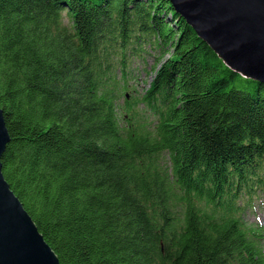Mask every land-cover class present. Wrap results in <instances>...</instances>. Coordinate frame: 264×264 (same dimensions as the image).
Here are the masks:
<instances>
[{
    "label": "trees",
    "instance_id": "1",
    "mask_svg": "<svg viewBox=\"0 0 264 264\" xmlns=\"http://www.w3.org/2000/svg\"><path fill=\"white\" fill-rule=\"evenodd\" d=\"M149 46L132 104L118 72ZM0 108L3 174L61 264H264V82L170 0H0Z\"/></svg>",
    "mask_w": 264,
    "mask_h": 264
},
{
    "label": "water",
    "instance_id": "2",
    "mask_svg": "<svg viewBox=\"0 0 264 264\" xmlns=\"http://www.w3.org/2000/svg\"><path fill=\"white\" fill-rule=\"evenodd\" d=\"M224 62L264 82V0H170ZM10 135L0 108V264H61L3 174Z\"/></svg>",
    "mask_w": 264,
    "mask_h": 264
},
{
    "label": "rangeland",
    "instance_id": "3",
    "mask_svg": "<svg viewBox=\"0 0 264 264\" xmlns=\"http://www.w3.org/2000/svg\"><path fill=\"white\" fill-rule=\"evenodd\" d=\"M144 51L145 53L143 56H135L131 58L132 62L126 71V80L123 79V72H118L122 83H126L129 92L136 97L134 100H131L132 104L140 101L141 96L148 89L149 83L154 75L153 67L157 64L159 57L157 50L150 46ZM121 91L122 89L120 92ZM125 104V99L122 96L119 99L120 114L125 113ZM142 107L143 104L141 103L135 105L137 110H140ZM255 204L256 208L251 214H248V219L250 222L264 224V196L257 198Z\"/></svg>",
    "mask_w": 264,
    "mask_h": 264
}]
</instances>
